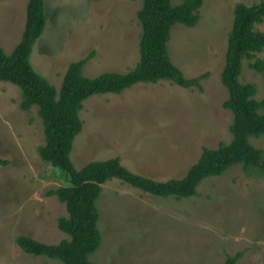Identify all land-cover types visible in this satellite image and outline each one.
<instances>
[{"label":"rangeland","instance_id":"1","mask_svg":"<svg viewBox=\"0 0 264 264\" xmlns=\"http://www.w3.org/2000/svg\"><path fill=\"white\" fill-rule=\"evenodd\" d=\"M28 0H0V45L10 53L22 37ZM204 0L195 26L176 23L167 43L171 62L185 77L205 74L200 86L171 80L137 82L119 93L88 96L79 111L82 129L70 158L76 168L119 157L129 170L155 180L181 178L203 147L231 138L232 113L223 106L221 82L227 37L237 2ZM46 25L33 44V68L59 88L68 64L94 50L84 74L125 72L139 58L136 12L140 0H44ZM264 31V21L255 25ZM264 49L244 59L239 80L264 98V72L250 68ZM19 86L0 80V264H62L23 251L24 234L46 243L69 237L57 226L67 208L47 191L66 184L63 173L42 160L44 132L37 107H19ZM250 142L262 151L264 136ZM101 239L93 264H264V175L241 164L209 176L190 197H162L118 178L102 184L97 199Z\"/></svg>","mask_w":264,"mask_h":264},{"label":"trees","instance_id":"2","mask_svg":"<svg viewBox=\"0 0 264 264\" xmlns=\"http://www.w3.org/2000/svg\"><path fill=\"white\" fill-rule=\"evenodd\" d=\"M136 12L139 34V58L125 72L104 71L95 76L84 74L85 63L94 50L71 61L63 74L59 88L32 66L33 44L46 25L44 0H28L22 37L10 53L0 45V80L21 89L19 107L28 111L37 107L44 132V144L37 147L42 160L57 167L66 184L47 191L56 195L67 208V215L57 219L58 228L69 237L57 243H46L20 234L16 244L25 252L59 259L62 264H93L89 255L99 245V208L97 199L102 184L115 177L126 185L152 195L177 198L196 194L198 184L205 178L220 175L229 167L241 164L247 174L264 175L262 151L250 142L252 136H264V98H255L256 85L241 82L239 75L244 59H251L264 49V31L255 25L264 21V0L247 5L237 2L233 9L231 30L227 37L221 82L228 96L223 106L233 115L228 126L231 138L216 147H203L197 160L181 178L155 180L129 170L119 157L95 160L76 168L70 158L73 141L82 129L79 111L83 101L98 93H119L137 82L171 80L183 87L200 86L205 74L185 77L168 53L167 43L174 24L195 26L204 0H140ZM250 68L264 72V58L257 57ZM6 160L0 158V164ZM240 253L228 255L225 264H235Z\"/></svg>","mask_w":264,"mask_h":264}]
</instances>
